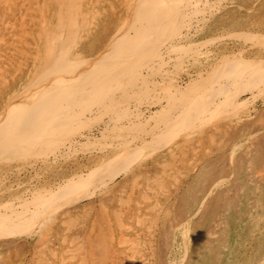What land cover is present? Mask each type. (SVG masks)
Wrapping results in <instances>:
<instances>
[{
  "label": "rangeland",
  "instance_id": "1",
  "mask_svg": "<svg viewBox=\"0 0 264 264\" xmlns=\"http://www.w3.org/2000/svg\"><path fill=\"white\" fill-rule=\"evenodd\" d=\"M101 1L106 17L103 16L99 19V31L101 29L110 31L118 15L122 12L120 0H112L113 3H115L114 8H106L107 6L103 4V0ZM240 1L241 0H235L234 4L237 5ZM260 1L262 3H260ZM5 2L7 5H5ZM242 2L243 1L237 6L232 5L223 8L226 14L222 10L224 14L213 16L214 18L212 17V19L207 22L208 24L205 25L206 27L203 30V35L209 37L223 30H244V28H246L247 31L255 28L254 32L258 34L264 33V6H262L264 2L262 0H246L244 3L245 5H242ZM255 3H257V6H254L256 5ZM259 4H261L260 7ZM241 5L242 7L239 8L238 6ZM50 7L53 8L52 12ZM55 7L54 4L47 0H0V45L3 47L0 48V54H2L4 58L2 63H4V60H12V62L16 64L15 69L19 71L15 72V69L8 68L6 70V67L4 68V74L6 72V75L4 76L5 79L2 78V80H0V86L2 85V87H0V93H2L0 94V100L2 101L0 102V106L4 103L6 96L26 78L28 67L30 66L29 64L32 62L31 50L35 46V41L39 36V21H41L40 19H46L50 22H53V20L55 21L52 16L55 11L54 9H56ZM247 7L251 8L247 9ZM258 7L260 10H258ZM46 8L47 12H45ZM250 11L255 17L249 14ZM25 12H28L30 16L32 15V20L27 26V33L30 37L28 42L29 45L26 44L23 46L16 38H12L11 35L12 32L16 33L20 31L22 18ZM16 14L18 15L17 17ZM227 15L229 18H225ZM242 18L243 22L245 19L244 23L240 22ZM211 20L212 23L210 24ZM221 21L222 24L219 23ZM8 22L9 25L6 27L5 24ZM105 22L108 25H105ZM110 22L112 23L111 25ZM213 22L216 24L219 23L220 25L218 24V26L214 23L216 26L214 27ZM226 22L228 23L227 25L225 24ZM236 22L237 24L241 23V25L235 24ZM101 24L105 25L107 29L103 28V25L101 28ZM252 24L254 25L252 26ZM209 26L211 27L209 28ZM227 26L228 28H226ZM232 26L233 28L229 29ZM240 27L243 28L240 29ZM33 28L36 29L34 30ZM97 34H99V38ZM97 34L94 35V37H86L83 41V43H85H82V46L85 45L83 48L85 49L88 45L87 48L89 49H85L86 51L83 49L85 53H90L92 47V52H94L93 50L98 49L96 46H100L103 43V35H101V38L100 32ZM7 37L9 38L8 40ZM257 37L254 39L256 42L261 39ZM87 38H90L91 43H89ZM92 38L94 41H92ZM242 39H244V37ZM259 41L257 43L255 42L254 48L253 46L250 48L249 46L243 45V40L240 42L232 40L231 38L229 39L228 37L225 40H220L211 44L212 47L210 48L213 52V57H220L222 54H229L231 50L236 49L237 46L240 45L243 49L241 55L242 57L246 56L244 57L246 60H251L253 57L255 59L256 56H258L256 57L257 59L261 60V58L264 59V39ZM10 42L12 43V47L9 46ZM4 45H6V47ZM91 45L92 47L89 48ZM177 45V43H173L170 47L171 51L178 52L183 50L177 48ZM224 47L226 48L223 50ZM8 49L11 53L7 51ZM82 56L84 55L78 57ZM82 60L83 59L78 60V63H81ZM205 63L206 62H203L201 67ZM26 68L27 70H25ZM196 68L199 69L200 67L197 66ZM257 68L258 67H256L257 76H249L252 68H242L234 70V78L227 77L226 74H216L213 72L208 73L209 75H206V78L204 76H196L193 73L187 74L186 66L180 64L171 68L168 82H173L174 85L178 86V89H174V86L171 89L168 88L167 90H163L162 97L164 100L158 105L151 106L144 112L145 119L148 120L153 117L158 123L151 132L145 134L148 128L145 122L143 124L132 125V128L131 125L130 127L128 126V131H131L130 134L133 136L142 135L143 139L140 143V147L134 145L127 146L123 159L124 161L114 164V166H112V175L110 174L102 180V182L108 184V187H106L107 189H105L106 191H102V189L99 188L101 182L96 176L84 174L82 180H78L77 182V191H74L75 193L77 192L76 196L80 199L72 202V204L61 207V210L59 209L56 214V219L51 222V226L49 225L50 227H46L48 229L43 228L44 230H41L38 228L36 229V234L29 236L31 230L30 228H25L26 235H24L25 237L23 236V238L22 235H16L14 238H1L0 264H61V262L66 264V259L67 264H123V261L124 264H219V262H221L220 264H264V94L254 97L251 95L252 91L254 93H258L260 90L264 91V68ZM9 73H11L10 77ZM14 74H16V76H19V74L23 76H19V79L13 76ZM8 77L12 81L8 80ZM209 83L212 84L210 90L207 89ZM7 84L8 86L10 85L9 87L13 86V88H9ZM5 87L7 89H5ZM198 88H204V91L200 95L195 96L196 91L199 90ZM1 90L3 91L1 92ZM166 94H168V96L165 97ZM159 97L157 95V100ZM139 98L145 100L143 97ZM186 102H190L191 106L182 108L183 103ZM145 103L147 104V101L143 102V104ZM234 103L243 104L241 105L240 112H237V114H234L231 110L232 104ZM194 110L198 111V113L192 115ZM121 112L124 115L128 111L121 109ZM191 116L193 117L191 118ZM205 116H207V120L204 121L202 119ZM201 121L206 122V124ZM180 131H185V134L180 136ZM91 136H93L92 142L98 145L96 144L93 148L92 146L81 147L77 150L78 153L75 151L66 159H59L56 162H38L34 164V167H28V165H26L24 169L21 168L20 170L17 169V162H13L9 165H6V163L0 164V200L14 193L20 194L27 190L26 187L30 188L33 185L40 189L44 188L60 176L69 175L73 171L79 169L80 163L83 167L85 166V169L87 166L90 167L96 164L101 160V157L104 158L97 147L99 146V142L102 143L105 139L102 141L101 135L98 134V132ZM98 136L99 138H97ZM186 137H189V139ZM97 139L100 141L95 142ZM167 142L169 145H167ZM168 147L170 148L168 149ZM87 149L88 151H86ZM99 156L101 157L98 158ZM211 171L213 172L211 173ZM206 172L207 174L209 173L207 176L205 174ZM210 173L212 175H210ZM221 176L224 178L223 184L217 186L213 194L210 195L213 184L221 178ZM195 178L200 181L197 182ZM242 187L243 189H241ZM244 191L245 193H243ZM243 196L245 198H243ZM230 198L234 200V202L230 200ZM59 199H62V197ZM201 202H203V205ZM156 203L158 204L156 205ZM53 205L54 202H46L43 205L42 209L38 212V220L35 223L37 226L47 221L46 219L44 220V218L51 217L45 214L46 210ZM230 206L233 208V211L230 209ZM199 207H202V212L199 211L196 214V210ZM227 211H231L232 213L230 214ZM61 212H65L62 216L63 218H61ZM241 212H243V214H240ZM103 214L104 216H102ZM84 216H86V218ZM54 217L55 216H53V218ZM50 219H52V217ZM119 220L121 223H119ZM173 221H177V223ZM186 223L189 229H187V248L185 247L184 250V244L179 240L181 235L178 228ZM120 224L122 226H119ZM190 225H192V229H190ZM202 227L204 229H201ZM244 227L247 228V231ZM189 230L191 231L190 233ZM40 232L42 234H40ZM245 232L246 234H244ZM43 233L46 234V236H43ZM212 233L215 234L213 235ZM227 237L229 239H227ZM123 239H126L124 240L125 243L121 241ZM250 240L256 242V244L252 243ZM70 241H72V243H70ZM126 241H129V243ZM225 241L227 242L225 243ZM130 246L132 247L130 248ZM127 247H129L128 250H126ZM188 247L191 250H189ZM137 249H139V251ZM205 249H208V251H204ZM237 249L239 251H237ZM53 250H55V252H53ZM62 250H66L67 253L65 251L63 253ZM110 251L112 253H110ZM133 251L134 254H132ZM187 252L190 253L188 254ZM52 253L57 254V256H55V254L52 255ZM198 253H200L202 258H200V255L196 257ZM70 255L73 256V258H69ZM262 258L263 260H261ZM56 259L57 261L55 262L54 260Z\"/></svg>",
  "mask_w": 264,
  "mask_h": 264
},
{
  "label": "bare ground",
  "instance_id": "2",
  "mask_svg": "<svg viewBox=\"0 0 264 264\" xmlns=\"http://www.w3.org/2000/svg\"><path fill=\"white\" fill-rule=\"evenodd\" d=\"M47 1H50L52 4L56 6L55 7L56 9H54L55 11L52 14V16L54 17L53 19H55V21L53 20V22H50L48 20L49 21L48 22L46 19L44 20L40 19L41 20L39 21L40 23L38 22L39 23L38 24L39 36L35 41L36 44H34L33 42L35 46L31 50L32 51V60H31L32 62L30 61L31 64H29L30 66L28 67V71H27L28 73L26 75V78L23 77L24 80H22L23 79L22 78L21 79L22 81L20 80L21 82L20 84H18V86L14 85L17 87H15L14 90L8 96H6L4 103H2V105L0 106V164L6 163V165H9L13 162H17V169L20 170L21 168L24 169L26 165H28V167L29 166L34 167V164L38 162H49V161L56 162L59 159H66V158H69L73 152L79 150L81 147L83 148L85 146L86 147L92 146L93 148L94 146H96L97 143L94 144V142H92L93 136H91L92 134L96 132H98V134L101 135L102 141L105 139L104 142L102 143L99 142V146L97 147L98 151L101 152L104 158L99 156L98 158L101 157L100 158L101 160H99L96 164L90 167L87 166L86 169H85V166L83 167L82 164L80 163L78 167L79 169L73 171L69 175L60 176L54 182L48 184V186H45L44 188L40 189L38 187H35V185H33L30 188L26 187L27 190L20 194L14 193L12 195L6 196L5 198L1 199L0 200V241H1V238L3 237L4 238H7V237L14 238V236L16 235H22V238H23V236L26 235L25 228H30L31 234H29V236L36 234L37 233L36 229L38 228L41 230L43 228L48 229L46 227L51 226V222L54 221V219H56V214L58 213L61 207L72 204V202L78 201L80 199L78 196H76L77 192L75 193L74 191L75 190L77 191L78 189L77 182L78 180L80 181L82 180V177L84 174L96 176L97 179H99V181L101 182V184H99L100 187L99 186L98 187L101 188L102 191H106L105 189H107L106 187H108L107 186L108 184H106L105 182H102V180L106 176L112 173V166H114V164L124 161L123 159L125 157L124 155L126 152V147L129 145L140 147V143L143 139L142 135L133 136L132 134H130L131 131H128V126L130 127L131 125V128H132V125L143 124L145 122L148 125L147 132L145 134L151 132L152 129L158 125V123L155 121V118L153 117H151L148 120L145 119L144 112L147 111L151 106L158 105L161 103V101L164 100L162 97L163 90H167L168 88L171 89L174 86H175L174 89H178V86L174 85L173 82L172 83L168 82L169 71L171 68H174L176 65L180 64V65L186 66L187 74L193 73L196 76L205 77L206 75H209L208 73L213 72L216 74L217 73L226 74L227 77H233V78H234V70H237V69L252 68L251 69L252 71L249 76L253 77L254 75L257 76L256 67L262 68V69L264 68L263 58H261L260 60V59H257L256 57L258 56H256L255 59L254 57L253 58L251 57L252 58L251 60H246L244 58L246 56L242 57L241 54L243 52V49L240 45H238L236 49L231 50L229 54L228 53L222 54V56L220 57L219 56L213 57L212 56L213 52L210 48L212 47L211 44H214L215 42L220 41V40H225L228 37L229 39L231 38L232 40H235V41L241 42L243 40L244 43L243 42L242 43L244 46H249L250 48L253 46L254 48V45L256 42L254 41V39L257 37V35H258L257 38L264 39V33L258 34L254 32L255 30L254 27L256 26L252 27L254 28V29H251L253 31L251 30L247 31L246 28H244V30H232L231 29L233 28L232 26L229 28L231 30H228V29L223 30L217 34L216 33L214 34L211 32L212 34H214L213 36L208 37L206 35H203V32H204L203 30L206 27L205 25L208 24L207 22L210 19H212L213 16L222 14L223 8L225 7L227 8V6H232V5L235 6L236 5L234 4L235 0L234 1L233 0H120L122 12L118 15V18L115 24H113V27L110 31L108 30L105 31V29H101L99 31V27H98L100 24V23L98 24L99 19L103 16L106 17V15H104V10L102 8L101 0H47ZM241 1H243L242 5H245L244 3L246 0L245 1L241 0ZM262 1L264 2V0ZM240 2L237 3V5H239ZM257 3H255L256 5L254 6H257ZM260 3L262 2L260 1ZM103 4L107 6L106 8L108 7L114 8L115 3H113L112 0H103ZM5 5H7L6 2H5ZM242 5L238 7L240 8L242 7ZM260 6L261 4H259V7ZM259 7H258V10H260ZM249 8L251 7H247V9ZM52 9L53 8L50 7L51 12H52ZM45 12H47V8ZM233 12H234V9H233ZM224 13L226 14L225 11ZM249 14L253 15L251 14V11L249 12ZM17 16L18 15L16 14V17ZM225 18H229L228 15ZM31 20H32V15L30 16L28 12H25L22 18L20 31L16 33L12 32V35H11L12 38H16L23 46H25L26 44L29 45L28 42H29L30 37L27 33V26L29 25V22H31ZM242 20L243 18L241 19L240 22L244 23L245 19H244V22ZM112 23L110 22V25ZM211 23H212V20L210 21V24ZM214 23L215 22H213V25ZM219 23L222 24V21ZM219 23L217 24L215 23V25H218ZM225 24L227 25L228 23L226 22ZM235 24H237V22ZM8 25H9V22L5 24L6 27H8ZM102 25L103 24H101V28H102ZM105 25H108V24L106 23ZM105 25H103L104 26L103 28L107 29ZM215 25L214 27H216ZM237 25H241V23ZM253 25L254 24H252V26ZM228 26L226 28H228ZM210 27L211 26H209V28ZM234 28H235V25H234ZM242 28L240 27V29ZM98 32H100V36L103 35V38H104L103 43L101 45L99 44L100 46H96L97 45L96 44L95 46L98 47V49L93 50L94 52H92V48H93L92 45L89 46V48L92 47L90 50L91 52L85 53L86 51L85 49L87 50L89 49L87 48L88 45L85 49L83 48L85 46V45L82 46L83 41L85 40L86 37H91V36L94 37V35H96ZM97 36L99 38V34H97ZM243 37L244 39H242ZM8 39L9 38L7 37V40ZM88 40H89V43H91L90 38ZM92 41H94L93 38H92ZM173 43H177L178 44L177 48H181V50L182 49L183 50L178 51V52L171 51L170 47L172 46ZM6 45L4 46L6 47ZM9 46L12 47L11 42L9 43ZM226 47H224L223 50ZM0 48H3V47H1L0 45ZM263 49H264V46H263ZM7 51H9V49ZM80 55H84V56L78 57ZM3 59L4 58L2 57V54H0V80H2V78H4V76L6 75V72L4 74L5 67H6V70L8 68L15 69L16 67V64L12 62V60L10 61L4 60V63H2ZM80 59H83V60L81 63H78V60ZM203 62H206V63L203 64L201 67V64ZM22 65L25 66L24 64ZM197 66H199L200 68L197 69L196 68ZM25 70H27V68ZM7 72H11V71H7ZM15 72H19V71L16 70ZM10 74L11 73H9V77H10ZM13 76L18 77V78L19 76L22 77L20 74L19 76L18 75L16 76V74H14ZM9 77H8V80H11L9 79ZM0 87H2V85ZM210 87L212 88V84L209 83L207 85V89L210 90ZM9 88H13V86ZM5 89L7 88L5 87ZM2 91L3 90H1V92ZM203 91H204V88L197 90L195 96L200 95ZM4 93H5V90H4ZM263 94H264V91L260 90L258 93H254L252 91L251 95L254 97V96H260ZM157 95L158 97L160 95L158 100L156 98ZM166 96H168V94H166L165 97ZM139 97H143L145 100H142ZM144 101H147V104L146 103L143 104ZM0 102L2 101L0 100ZM241 105L243 104H236V103L232 104L231 110L234 112V114L235 113L237 114V112H240V108L242 107ZM187 106H191L190 102L183 103L182 108H185ZM121 109H125L128 112L123 115L121 112ZM196 110L193 111L192 115H194V113H198V111ZM192 117L193 116H191V118ZM206 117L207 116H205L202 120L204 121L207 120ZM204 121H201V122H204ZM204 123L206 124V122ZM184 132L185 131L183 132L180 131L179 133L180 136L182 134L184 135L185 134ZM97 138H99V136ZM187 139H189V137ZM98 141L100 140L99 139H97V141L95 140V142H98ZM167 145H169L168 142H167ZM169 148L170 147H168V149ZM86 151H88V149ZM212 172L213 171H211V173ZM211 173L210 175H212ZM205 174L207 176L209 173L207 174L206 172ZM223 180L224 178L221 176V178L215 181V183L213 184V189L211 190L212 192H210V195L213 194V191L215 190L217 186H220L221 184H223L224 182ZM196 181L198 182L200 180L197 179ZM241 189H243V187ZM243 193H245V191ZM60 197H62V199H59ZM243 198L245 197L243 196ZM222 199H223V196H222ZM230 200L232 199L230 198ZM232 201L234 202V200ZM46 202L48 203L54 202V205L51 208L47 209L46 214H45L46 216H51L52 219H50L51 217L44 218V220L46 219L47 221L45 222L43 220L45 223L37 226L35 223L38 220V212L42 209L43 205ZM194 203H195V200H194ZM201 203L203 205V202ZM157 204L158 203H156V205ZM201 208L200 207L197 208L196 214L199 211H201ZM212 209H213V206H212ZM230 209H232L233 211V208L231 206H230ZM64 213L65 212L62 213L61 218H63L62 216L64 215ZM229 213L231 214L232 212L230 211ZM240 214H243V212H241ZM53 216L55 217L53 218ZM102 216H104V214ZM84 217L86 218V216ZM237 217L239 219L238 214H237ZM62 223H63V220H62ZM119 223H121V221ZM175 223H177V221ZM119 226H122V225L120 224ZM191 226L192 225H190V229H192ZM187 229H189L187 228V223L183 224V226H180L178 228L180 235H181L180 236L181 238L179 240L182 241V243L184 244L183 246L184 250H185V247L187 248V242H188L187 241V232H188ZM201 229H204V228L202 227ZM230 229H231V226H230ZM246 231H247V228H246ZM190 232L191 231L189 230V233ZM40 234L42 233L40 232ZM244 234H246V232ZM43 236H46V234H44ZM126 239H123L121 241L125 243L124 240ZM227 239L229 238L227 237ZM227 241H225V243ZM174 242H178V241H174ZM251 242L256 244V242H253V241ZM70 243H72V241H70ZM127 243H129V241ZM172 245H173V241H172ZM131 247L132 246H130V248ZM128 249L129 247L126 248V250ZM233 249H236V248H233ZM137 250L139 251V249ZM189 250L191 249L189 248ZM206 250L208 251V249H205L204 251ZM64 251L67 253L66 250ZM237 251L239 250L237 249ZM53 252H55V250H53ZM110 253L112 252L110 251ZM54 254L52 253V255ZM59 254H60V251H59ZM132 254H134V251ZM197 255L198 256L196 257H199L200 253H198ZM55 256H57V254H55ZM69 258H73V256L70 255ZM200 258H202L201 255H200ZM57 259L54 261L56 262ZM261 260H263V258ZM199 262H200V259H199ZM220 263L221 262H219V264ZM61 264L63 263L61 262ZM66 264H67V259H66ZM123 264H124V261H123Z\"/></svg>",
  "mask_w": 264,
  "mask_h": 264
}]
</instances>
